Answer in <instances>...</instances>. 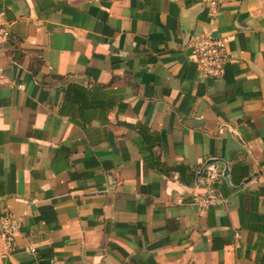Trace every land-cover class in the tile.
I'll return each instance as SVG.
<instances>
[{"label": "crops", "instance_id": "obj_1", "mask_svg": "<svg viewBox=\"0 0 264 264\" xmlns=\"http://www.w3.org/2000/svg\"><path fill=\"white\" fill-rule=\"evenodd\" d=\"M210 1L0 0V264H264V0ZM207 161L225 202L201 209Z\"/></svg>", "mask_w": 264, "mask_h": 264}, {"label": "built area", "instance_id": "obj_2", "mask_svg": "<svg viewBox=\"0 0 264 264\" xmlns=\"http://www.w3.org/2000/svg\"><path fill=\"white\" fill-rule=\"evenodd\" d=\"M216 1H210L208 16L211 20ZM8 39L6 28L0 27V48ZM226 39L213 37L210 31H202L200 34L191 35L186 42L188 59L195 65L198 74L203 78L219 79L224 74V67L228 62V55L225 48ZM3 68L0 66V75ZM223 167L217 163H210L202 166L197 172L195 181L203 190L200 197L196 199L197 205L201 209L224 203L225 200L219 195L217 186L222 179ZM20 222L14 219L9 213H0V241L3 242L5 249L10 252L14 248V238L18 234ZM24 252L29 255L35 254L33 247H25Z\"/></svg>", "mask_w": 264, "mask_h": 264}, {"label": "trees", "instance_id": "obj_3", "mask_svg": "<svg viewBox=\"0 0 264 264\" xmlns=\"http://www.w3.org/2000/svg\"><path fill=\"white\" fill-rule=\"evenodd\" d=\"M72 88H74V89H78V93H81L80 95H78L79 97H82V93H84V90L82 89V88H80V87H76V86H73L72 85ZM76 95V94H75ZM74 95V96H75ZM76 97V101L77 100H79V102H82L81 101V99L79 98V97H77V95L75 96ZM79 98V99H78ZM75 99V98H74ZM139 131H141V133L143 134V136L145 137H147V135H148V131H147V129L146 128H143V127H140L139 128Z\"/></svg>", "mask_w": 264, "mask_h": 264}, {"label": "water", "instance_id": "obj_4", "mask_svg": "<svg viewBox=\"0 0 264 264\" xmlns=\"http://www.w3.org/2000/svg\"><path fill=\"white\" fill-rule=\"evenodd\" d=\"M213 37L216 36V33H213L212 34ZM210 163H217L216 161H207L203 166L207 165V164H210ZM227 172V169L226 167L224 166L223 170H222V177H224V175L226 174Z\"/></svg>", "mask_w": 264, "mask_h": 264}]
</instances>
